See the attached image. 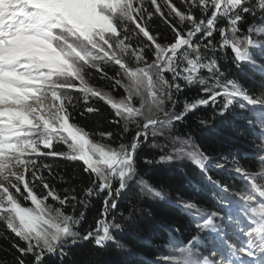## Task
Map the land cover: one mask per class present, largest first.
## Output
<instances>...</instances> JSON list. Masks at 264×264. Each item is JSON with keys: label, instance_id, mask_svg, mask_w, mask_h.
<instances>
[{"label": "snow or ice", "instance_id": "6c2138e0", "mask_svg": "<svg viewBox=\"0 0 264 264\" xmlns=\"http://www.w3.org/2000/svg\"><path fill=\"white\" fill-rule=\"evenodd\" d=\"M104 106L114 130L81 126L77 116ZM208 107L201 128L231 116L233 130L258 133L248 145L262 153L258 169L235 155L232 167L213 164L180 133ZM142 150L145 165L187 163L200 178L185 174L189 191L173 198L141 175ZM58 159L79 162L87 184L48 162ZM133 187L180 219L156 221L158 236L140 228L152 213L131 199L128 215H113ZM126 225L146 249L128 250L145 257L132 264H264V0H0V239L12 250L0 264H104L95 257L110 244L128 249L116 239Z\"/></svg>", "mask_w": 264, "mask_h": 264}, {"label": "trees", "instance_id": "16d2710c", "mask_svg": "<svg viewBox=\"0 0 264 264\" xmlns=\"http://www.w3.org/2000/svg\"><path fill=\"white\" fill-rule=\"evenodd\" d=\"M223 63V62H222ZM227 67V65H225ZM248 87H253L250 81L245 82ZM98 86H103V83ZM258 90V89H257ZM195 89L186 90L184 96L181 97L183 100L185 97L191 99L196 95ZM212 108H201L195 113L188 116L187 120L179 125V131L183 134H191L194 141L201 146V148L207 152L208 155L213 157V164L219 162L225 164V168L232 167L231 160L232 156H237L238 162L248 167L250 170L258 169L259 162L258 156L262 153H257L248 147L250 144H259L260 140L257 139L258 133L254 134L250 129L245 127H237L233 130V118L231 116L226 117L221 120L217 118L215 127L209 126L207 129L201 128L199 125L200 119H211L212 117ZM110 115V110L104 106L102 108L101 116H89L87 118H80L77 116L81 126H83L87 131L96 133L98 131L114 130L111 125L108 124L107 120L104 117ZM239 123L238 121L236 122ZM94 139H99L98 136H93ZM63 146L57 148V150H62ZM236 149H240L241 152L238 154ZM231 153V155H229ZM150 155L156 154V150H151ZM145 152L141 151L140 160L138 161L139 170L141 175L148 179L151 183L157 187L163 186L164 190L170 193L173 198L176 195L177 191L186 192L189 191L185 185V174L191 176L193 179L198 180L200 178L199 170L187 163H177L174 165H158L151 167L143 163V156ZM225 157L226 159H221ZM253 157H256L254 159ZM48 162H54L59 167L57 171L65 175L66 178L76 177L80 181H83L85 185L87 184V177L82 173L80 169L79 162L69 163L64 160H55ZM66 169V171H65ZM214 179L223 180L225 183H235L236 187L240 186L239 180H233L226 173L224 175H219L218 170H214L212 173ZM73 183H77V180H73ZM59 187H68V184H60ZM199 203L205 207H210V202L200 193H192ZM129 199L137 204L138 208L145 210H151L152 217L145 216L143 220L138 221L140 228L145 232H156L159 236L160 233L156 228V221H160L163 224H168L171 221L179 220V213L167 207L163 204L154 203L150 197L141 196L138 194V189L133 187L128 193L125 194V198L120 201V207L113 213L117 215L120 212H123L124 215H128V208L130 207ZM100 204L99 202L94 201L93 206L89 207L87 212V220L91 223L94 218H98ZM139 215V212L137 213ZM182 223H187L186 220H182ZM176 227L177 225H173ZM87 227V224L85 225ZM134 228H128L127 225L125 228L116 233V239L127 244L128 249H117L115 245L110 244L108 249L105 252L100 253L95 259L103 261L104 264H132L134 259H144L142 255L139 257L129 256L128 250L132 249L138 253H142L146 249L144 244L141 241L136 240L130 233L135 232ZM186 235L189 233H195L194 224L182 228ZM155 245H162L164 241L156 239L153 241ZM12 250L10 249L8 241L0 239V257H6L7 260L12 259ZM163 253H158L157 256H162Z\"/></svg>", "mask_w": 264, "mask_h": 264}]
</instances>
